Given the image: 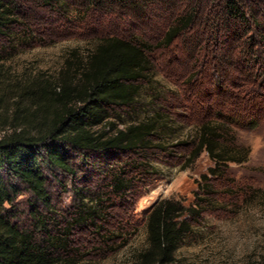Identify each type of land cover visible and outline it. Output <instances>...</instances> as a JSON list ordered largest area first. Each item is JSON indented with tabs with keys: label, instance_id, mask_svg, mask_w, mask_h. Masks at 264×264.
I'll list each match as a JSON object with an SVG mask.
<instances>
[{
	"label": "rangeland",
	"instance_id": "1",
	"mask_svg": "<svg viewBox=\"0 0 264 264\" xmlns=\"http://www.w3.org/2000/svg\"><path fill=\"white\" fill-rule=\"evenodd\" d=\"M19 2L16 26L10 37H0V138L12 131L23 113H32L23 100L18 106L24 110L16 114L15 88L37 77L58 80L67 61H71L70 75L77 80L78 71L101 40L117 37L156 46L178 17L193 14L183 34L168 47L147 54L151 72L139 97L130 108L114 109L110 120L123 128L162 113L168 126L162 134L166 151L117 160L113 155L90 156L83 164L73 158L75 178L60 173L48 177L55 212L48 221L50 226L54 221L59 228H68L71 247L82 264H135L148 248L149 215L164 201L193 209L196 202L202 205L192 218L191 233L175 254L178 264H261L264 2L243 0L247 25L228 34L217 28L222 0H158L150 7L142 5L139 14H104L81 7L77 0ZM224 75V88L217 91V77ZM255 75L256 82L248 83V77ZM217 110L246 118L234 124L229 135L237 145L249 148V156L244 163L224 168L221 178L204 183L202 176L212 166L207 153L201 152L190 163L188 157L199 126L211 121ZM119 172H126L129 191L116 195L109 180ZM86 195L88 206L99 217L70 229L76 206L86 202H81ZM28 199L22 191L12 212V218L26 228Z\"/></svg>",
	"mask_w": 264,
	"mask_h": 264
},
{
	"label": "trees",
	"instance_id": "2",
	"mask_svg": "<svg viewBox=\"0 0 264 264\" xmlns=\"http://www.w3.org/2000/svg\"><path fill=\"white\" fill-rule=\"evenodd\" d=\"M77 1L81 7L104 14L118 11L139 14L142 5L150 7L158 0ZM242 1L222 0L216 16L221 21L218 31L235 33L240 26L247 25ZM17 8H21L19 0H0V37H10L18 21ZM192 22L191 13L178 17L156 46L130 39L105 38L87 56L77 80L70 75L71 61H67L58 80L37 77L15 88L16 114L23 112L18 106L23 100L32 113H23L12 131L0 138V264H82L71 247L68 228H59L54 221L50 226L48 221L55 213L47 187L48 177L60 173L75 178L77 167L73 158L83 164L90 156L113 155L117 160L124 155L143 158V154L152 150L166 151L162 134L168 126L163 123L162 113L155 112L147 120L126 124L123 128L110 120L114 118V109L130 108L139 97L141 85L151 72L147 54L168 47ZM221 77L220 80L217 77V91L224 88L226 76ZM255 78L256 75L249 76L248 83L254 84ZM245 119L243 115L225 116L217 110L211 121L199 126L188 162L203 151L207 153L212 166L202 176L204 183L221 178L228 165L247 161L249 148L237 145L229 135L232 126ZM125 174L119 172L109 180V188L116 195L129 191ZM22 191L29 196L28 228L21 227L12 218L14 202ZM87 198L84 196L81 202ZM193 205L194 209L179 202L164 201L151 212L146 225L148 248L139 254L135 264H178L175 254L191 233L195 223L192 218L202 207L197 202ZM98 217L86 201L76 206L69 228L83 226Z\"/></svg>",
	"mask_w": 264,
	"mask_h": 264
}]
</instances>
